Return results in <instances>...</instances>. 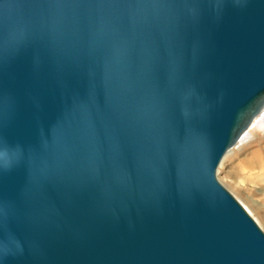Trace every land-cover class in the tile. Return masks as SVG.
<instances>
[{
    "label": "water",
    "instance_id": "obj_1",
    "mask_svg": "<svg viewBox=\"0 0 264 264\" xmlns=\"http://www.w3.org/2000/svg\"><path fill=\"white\" fill-rule=\"evenodd\" d=\"M263 106L264 0H0V264H264Z\"/></svg>",
    "mask_w": 264,
    "mask_h": 264
},
{
    "label": "rangeland",
    "instance_id": "obj_2",
    "mask_svg": "<svg viewBox=\"0 0 264 264\" xmlns=\"http://www.w3.org/2000/svg\"><path fill=\"white\" fill-rule=\"evenodd\" d=\"M262 119L264 114L256 124ZM251 131L252 134H247L241 145L224 156L222 166L217 167L216 177L240 203L252 210L254 217L259 218L262 226L258 224L264 232V191L261 192L264 185L258 177L253 158L254 153L264 152V125Z\"/></svg>",
    "mask_w": 264,
    "mask_h": 264
},
{
    "label": "bare ground",
    "instance_id": "obj_3",
    "mask_svg": "<svg viewBox=\"0 0 264 264\" xmlns=\"http://www.w3.org/2000/svg\"><path fill=\"white\" fill-rule=\"evenodd\" d=\"M263 114H264V106L262 107V109L260 110V112L252 119V121L250 122L248 128L240 135L238 141L230 149L227 150V152L225 153V155H228L231 151L233 152L234 149H236L238 147V145H241L242 144V141H244V139L246 138V135L247 134L248 135L249 134H252V131L251 130H257V129H259V127H261V126L264 125V119L260 120V122H258V124H256L257 121L261 118V116ZM254 155H255L253 157L254 158V165H255L254 167L258 169V171H259L258 177L260 178V180L263 182V185H264V152L262 154H259V155L254 153ZM221 161H220V164H219L220 167L223 164V162H221ZM263 191H264V186H263V189H261V192H263ZM243 205L249 211V213L251 215H253L252 210L247 205H245V204H243ZM253 217H254V215H253ZM254 218L262 226V223L260 222L259 218H257V217H254Z\"/></svg>",
    "mask_w": 264,
    "mask_h": 264
}]
</instances>
